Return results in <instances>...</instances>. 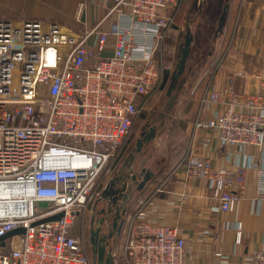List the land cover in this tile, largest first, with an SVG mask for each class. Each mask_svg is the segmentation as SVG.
Masks as SVG:
<instances>
[{
    "label": "built area",
    "instance_id": "built-area-1",
    "mask_svg": "<svg viewBox=\"0 0 264 264\" xmlns=\"http://www.w3.org/2000/svg\"><path fill=\"white\" fill-rule=\"evenodd\" d=\"M183 2L99 0L94 24L87 23L85 7L76 16L81 28L0 19V239L24 230L0 244V264H92L84 234H74L76 224L130 147L147 102L167 87L161 50ZM257 79L250 94L238 92L230 79L205 95L192 141L198 133L215 135L227 158L263 150L264 79ZM249 166L214 168L209 157L188 150L178 167L208 186L216 211L230 214L245 193ZM154 191L136 200L126 220L121 261L185 264L187 243L178 229L152 220L160 189ZM258 200H264V171ZM241 240L238 224L236 245ZM242 264H264V250Z\"/></svg>",
    "mask_w": 264,
    "mask_h": 264
},
{
    "label": "crops",
    "instance_id": "crops-1",
    "mask_svg": "<svg viewBox=\"0 0 264 264\" xmlns=\"http://www.w3.org/2000/svg\"><path fill=\"white\" fill-rule=\"evenodd\" d=\"M98 1L0 0V19H46L81 28L84 24L76 23V16L85 7L87 18L90 13L87 23L91 21L90 24H94L100 16L96 10ZM225 6H228V13L222 64L218 68L211 63L207 70H203L204 73L194 81L192 91L188 93L186 107L195 100L198 91L201 92L200 107L205 95L222 88L230 79H233L236 90L244 94L256 91L260 83L258 77L264 79V0H227ZM169 79L167 74V87ZM155 96L147 102L145 110ZM185 110L180 114L178 123L183 120ZM196 116L186 130L185 154L177 152L168 169L164 168L143 192L135 195L128 217L134 212L137 199L146 198L159 188L160 192L155 196L157 209L152 220L178 229L187 243L185 264H242L248 254L264 250V200H258V183L264 171V149H248L246 158L235 153L227 158V151L220 147L215 135L198 133L192 141ZM142 117L145 119L142 114L138 119ZM184 141H180L181 145ZM188 150L194 156L209 157L214 168H232L238 163L250 165L246 172L245 193L232 213L216 211L217 203L212 199L213 193L208 186L188 179L185 169L178 167ZM182 194H185L186 200L181 198ZM238 224L242 225L240 245L235 243Z\"/></svg>",
    "mask_w": 264,
    "mask_h": 264
},
{
    "label": "water",
    "instance_id": "water-1",
    "mask_svg": "<svg viewBox=\"0 0 264 264\" xmlns=\"http://www.w3.org/2000/svg\"><path fill=\"white\" fill-rule=\"evenodd\" d=\"M227 13L228 6H225L219 18L217 36L222 34ZM185 30L186 33L178 46L177 62L162 107L155 116L149 117L145 122L103 186L91 210L89 243L92 264H118L119 240L135 195L143 192L166 165V161L160 163L155 159L153 146L160 143L168 133V137L171 135L183 112H177L178 106L182 105L185 99L187 101L194 81L212 58V51L206 55V51L195 49V37L190 25H187ZM171 121L174 124L168 132ZM62 216L61 214L43 222H54ZM23 234V229L13 231L1 238L0 244L4 246L6 239Z\"/></svg>",
    "mask_w": 264,
    "mask_h": 264
},
{
    "label": "rangeland",
    "instance_id": "rangeland-1",
    "mask_svg": "<svg viewBox=\"0 0 264 264\" xmlns=\"http://www.w3.org/2000/svg\"><path fill=\"white\" fill-rule=\"evenodd\" d=\"M204 1L205 3H201L199 7H197L198 6L197 0H184L178 11L179 18L178 19L176 18L177 22H175V26L170 30L167 38L164 41V44L162 45L161 53L164 63V69L166 73L169 75L170 79L177 62L178 46L181 43V40L183 39L182 38L183 35L186 33L185 29L187 25H190L191 31L195 37V45H194L195 49L201 50L203 52L206 51V55L210 51L213 52L212 58L210 59L206 67H208L211 63L214 66L217 65L224 53L223 48L225 47L223 45L225 42L226 29H223L222 34L217 36V28L219 24V18L223 12L224 4L226 3L227 0H224V3L218 5L217 8H215L214 1L211 2H206V0ZM204 5L205 7L203 9ZM226 42L228 44V40ZM216 49L217 51L215 52ZM221 49H223L222 50L223 52L221 51ZM206 67L204 68L205 70L208 69ZM203 73L204 72H202V74ZM165 92L166 90L156 93L154 100L149 104V108L141 113L142 115L145 116L144 117L145 119L143 120L137 119V121L135 122L133 126L132 142L140 133V130L145 124L146 120H148L149 117L151 116L152 117L155 116L156 112L162 107ZM185 104H186V99L183 101L182 105L178 106L177 112L184 111L185 110L184 106L186 107ZM172 121L170 122L171 124L168 127V132L171 129V125L173 126L175 122V120L173 123ZM177 125L178 123L174 127V131ZM182 127L183 126L181 125L180 128ZM186 127L187 128L189 127V122L187 123V121H186ZM174 131H172L169 137H168L169 133L168 135L165 134L166 136L163 137V140L160 143L153 146L154 150L156 151V152L154 151L155 159L160 163H164V161H166V165H165L166 169H168V166L171 164V162H174L173 160L176 159L177 152L179 153V155L181 153L185 154V151L187 149L186 148L187 142L186 140L184 141L185 138L183 137L184 142L181 145L179 141L180 138L179 131H177L175 134ZM166 169L164 170V172L166 171ZM92 208L93 205L90 207V209H88V212L85 214L83 220H80L76 224L74 230V234L76 235L79 233L84 234L86 240V246L88 247L89 251H91L90 243H89V229H90V218H91ZM121 241H122V237L121 240H119L120 244ZM119 250H120V246H119ZM118 264H124L121 261L120 253L118 254Z\"/></svg>",
    "mask_w": 264,
    "mask_h": 264
},
{
    "label": "trees",
    "instance_id": "trees-1",
    "mask_svg": "<svg viewBox=\"0 0 264 264\" xmlns=\"http://www.w3.org/2000/svg\"><path fill=\"white\" fill-rule=\"evenodd\" d=\"M178 18H179V15H178L177 19ZM226 41H227V39H226ZM165 80H167V73H166ZM200 96H201V92L198 91V93H196L195 100L190 101V103L187 105L186 110H185L184 115H183V120L180 123H178V125L174 131V134L177 131H179V134H180L179 141H182L183 137L185 138L186 130H187L186 121H187V123L192 121V119L197 114ZM140 120H143V117L140 118ZM181 125L183 126L182 128H180ZM183 134H185V135H183Z\"/></svg>",
    "mask_w": 264,
    "mask_h": 264
},
{
    "label": "flooded vegetation",
    "instance_id": "flooded-vegetation-1",
    "mask_svg": "<svg viewBox=\"0 0 264 264\" xmlns=\"http://www.w3.org/2000/svg\"><path fill=\"white\" fill-rule=\"evenodd\" d=\"M211 1H214V3H215V8H217L218 5L224 3L223 0H208V1L206 0V2H211ZM197 3H198V6H197V7H199V5H200L201 3H205V1H204V0H197ZM204 7H205V5L203 6V9H204ZM210 7H211V6H210ZM202 13H203V12H202Z\"/></svg>",
    "mask_w": 264,
    "mask_h": 264
}]
</instances>
